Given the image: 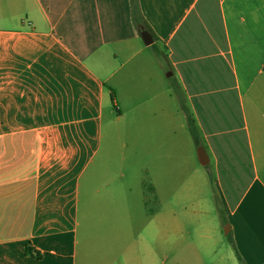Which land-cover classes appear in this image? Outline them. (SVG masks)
<instances>
[{
	"label": "crops",
	"instance_id": "crops-1",
	"mask_svg": "<svg viewBox=\"0 0 264 264\" xmlns=\"http://www.w3.org/2000/svg\"><path fill=\"white\" fill-rule=\"evenodd\" d=\"M137 6L0 0V264H264V0Z\"/></svg>",
	"mask_w": 264,
	"mask_h": 264
},
{
	"label": "rangeland",
	"instance_id": "rangeland-1",
	"mask_svg": "<svg viewBox=\"0 0 264 264\" xmlns=\"http://www.w3.org/2000/svg\"><path fill=\"white\" fill-rule=\"evenodd\" d=\"M109 90H110V92L112 91L114 93V96H115L114 103H112L111 97L109 95V111H111V113L113 115H116L118 108H120V103H119V100L116 98L115 91L112 88H109ZM111 113H110V115H105V122L109 123V121L112 117ZM135 160H136V158H135ZM201 200H203L202 202H205V201L209 202V204L212 208V210L210 209V213H211L212 217L214 218V222L216 224V229L218 230V233L220 235L221 250H220V253L218 254L217 258L222 260V257H223V261L219 260V263L223 262V264H240L234 255V252H233L231 245L229 244V239H228L227 234H226L229 227L227 225H225L223 209L219 203V199H218L217 195L214 194L212 187L209 186L206 188V190L204 189V191L202 193H200L199 195L197 194L196 196L188 197L186 200L183 199L181 202L187 201V202L197 203L198 201L201 202ZM199 247H200V244H199Z\"/></svg>",
	"mask_w": 264,
	"mask_h": 264
},
{
	"label": "trees",
	"instance_id": "trees-1",
	"mask_svg": "<svg viewBox=\"0 0 264 264\" xmlns=\"http://www.w3.org/2000/svg\"><path fill=\"white\" fill-rule=\"evenodd\" d=\"M131 7H132L133 23H134L135 28L137 29L138 33H140L141 30H145V28H144V24L140 20L139 10H138V6H137V0H131ZM110 97H111L112 103H114L115 96H114V93L112 91L110 92ZM144 187L146 188L145 185H144ZM228 237H229V235H228Z\"/></svg>",
	"mask_w": 264,
	"mask_h": 264
},
{
	"label": "water",
	"instance_id": "water-1",
	"mask_svg": "<svg viewBox=\"0 0 264 264\" xmlns=\"http://www.w3.org/2000/svg\"><path fill=\"white\" fill-rule=\"evenodd\" d=\"M139 36L142 40V42L145 44V45H151L153 43V38L151 36V34L147 31V30H141V32L139 33ZM197 157H198V161L199 163L204 166L207 164V159L205 158L203 152H197ZM228 231H229V228H228ZM228 231L226 232V234H228Z\"/></svg>",
	"mask_w": 264,
	"mask_h": 264
}]
</instances>
